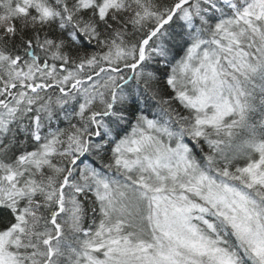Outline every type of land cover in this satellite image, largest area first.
<instances>
[{"label":"snow or ice","instance_id":"snow-or-ice-1","mask_svg":"<svg viewBox=\"0 0 264 264\" xmlns=\"http://www.w3.org/2000/svg\"><path fill=\"white\" fill-rule=\"evenodd\" d=\"M0 264H264V0H0Z\"/></svg>","mask_w":264,"mask_h":264}]
</instances>
